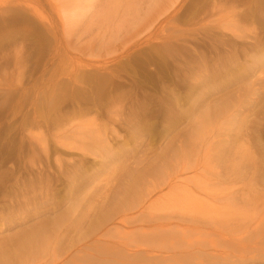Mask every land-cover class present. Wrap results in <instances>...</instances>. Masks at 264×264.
<instances>
[{"label":"rangeland","instance_id":"rangeland-1","mask_svg":"<svg viewBox=\"0 0 264 264\" xmlns=\"http://www.w3.org/2000/svg\"><path fill=\"white\" fill-rule=\"evenodd\" d=\"M109 1L94 2L64 29L41 0H0V259L13 255L18 236L44 228V256H24L19 264H114L91 257L117 259L116 246L150 225L190 226L193 216L213 218L205 230L213 235H195L205 246L164 264L204 261L211 240L229 254L226 263L264 257V222L249 228L246 252L230 250L217 235L254 216L264 200V174L215 186L189 172L193 182L183 180L175 190L184 195L181 204L148 207L169 191L151 185L153 173L167 164L199 153L227 156L230 165L264 159V3L175 0L169 21L163 12L152 25L143 21L118 31V19L105 20ZM76 112L82 113L83 137L104 139L117 152L114 162L55 142L59 118ZM34 131L45 150L31 139ZM126 170L138 177L131 193L137 189L146 199L145 212L114 226L120 206L114 196L132 180ZM83 180L90 186L71 189ZM206 192L234 194L253 205L208 202L206 214L189 211ZM59 235L58 247L68 252L53 255Z\"/></svg>","mask_w":264,"mask_h":264},{"label":"bare ground","instance_id":"bare-ground-1","mask_svg":"<svg viewBox=\"0 0 264 264\" xmlns=\"http://www.w3.org/2000/svg\"><path fill=\"white\" fill-rule=\"evenodd\" d=\"M43 4L48 5L51 8V11L58 17L60 25L67 29L71 26L76 25L82 18H84L90 9V6L94 2H100L101 0H41ZM175 0H110L109 7L110 9L105 14V20L112 21L118 19L117 30L124 31L130 30L131 28L139 25L141 22L147 21L149 25L154 23L156 14L169 12L168 21L170 19L171 11ZM263 2L264 0H256V3ZM38 16H42L41 11L38 9L35 11ZM115 24V25H116ZM91 65V64H90ZM82 117V113L76 112L72 116H65L59 118V121L56 123V129L58 130L57 135L55 134V142L61 146L68 149H75L80 151L84 155H100L106 161L105 163L110 164L116 160L117 152L111 148V145L108 144L104 139L101 141L97 136L83 137V132L79 129L82 128V125L79 123V118ZM236 123L234 122L233 125ZM62 130L61 133L59 131ZM31 139L34 143L38 144L42 150L46 149L45 140L40 136L36 131L31 134ZM101 144V145H100ZM206 144L200 142V148H203ZM211 157V158H210ZM208 157L207 153H199L194 157H189V159H182L176 161L174 164H167L163 169H159L158 172L153 173L155 177L151 180V184L154 189H159L163 191L164 188H168V192L165 195L158 196L154 201L150 202L149 208H153L154 204H165L164 208L177 206L181 204V199L184 197L182 193L175 191L180 183L183 180L189 181L190 178H186L187 173H192L191 177L205 179V185L211 184L215 186H220L225 180H231L235 178H244L251 175L258 179L263 176L264 173V159H261L259 162L253 159H242L238 160L234 165H230L227 156L216 155ZM263 157V156H262ZM109 159V160H108ZM104 163V164H105ZM126 174L132 178L128 181L123 188L121 185L120 197L114 196V204L120 205L117 210V217H112V220L115 221L114 226H117L125 221L134 219L137 221L139 217L143 215L141 209L145 207L146 199L141 198L138 192V177H133L132 170H126ZM185 176V177H183ZM193 178V179H194ZM192 178L190 179L193 180ZM193 182V181H191ZM37 183L33 187H36ZM90 186V183H85L83 180L82 183H72L71 189L74 190H83ZM133 186H136L137 189H131ZM205 187V186H204ZM44 188V187H42ZM178 190V189H177ZM136 192V193H135ZM138 193V196L135 195ZM207 198L197 199L192 208H189V211L198 214H206L209 212V203L211 204H227L243 203L245 206L253 205L249 199L237 195H224L221 192L208 193L206 192ZM150 196V193L147 194V197ZM134 197V198H133ZM133 198V199H132ZM186 201V200H185ZM187 203V202H186ZM185 203V204H186ZM73 206L79 205L78 199L73 201ZM185 207H188L185 205ZM256 212L254 216L252 215L245 220L243 224H232L227 226L225 232L219 231L217 235H220L224 240L225 246H227L232 251L246 252L248 246L245 244V240L251 234L249 228L254 226L257 228L259 224L264 222V200L260 203H256ZM221 209V207H220ZM137 211V212H136ZM136 212V215H134ZM108 216V215H107ZM160 216H157L153 219H158ZM115 218V219H114ZM206 220V218L192 217L191 221L193 222L190 226H184L179 224H173L170 222L152 224L148 227V230H142L140 236L132 239L131 241L125 242L122 241L117 245L113 255L117 259H112V257H104L103 259L97 257H91V259L100 260L102 262L111 261L114 264H164L170 261L175 260V257L178 254H183L189 249H194L197 245L205 246V242L202 240L196 239L195 235L203 236L213 235L212 232L208 233L205 230L207 223H212L214 220ZM189 222V218L187 220ZM58 231V229H56ZM57 231H54L50 235L49 241L52 242V239H55V234ZM47 231L42 229L40 233L37 232H27L26 234H21L18 236L17 240L14 243V253L12 256L0 259V264H19L23 263L27 256L32 260H35L37 256H44L45 250L49 246H44V240L46 239ZM42 239V240H41ZM57 243L53 247V255L58 251V244L61 240L60 235L57 237ZM51 245V243H48ZM61 245V244H60ZM211 249L204 252L205 259L204 261L199 262L198 264H235L232 262L226 263L230 257L225 250L217 249L213 241H210ZM57 247V248H56ZM114 249V248H113ZM60 252V251H58ZM68 252V248L62 250V255ZM192 253H195L194 250H191ZM104 256L105 252H100ZM57 254V253H56ZM103 257V256H101ZM121 260V262L119 261ZM126 259V262L124 261ZM39 259L38 261H41ZM264 257H244L239 256L237 258V264H264ZM40 264H44L41 262ZM57 264H66L62 261Z\"/></svg>","mask_w":264,"mask_h":264}]
</instances>
